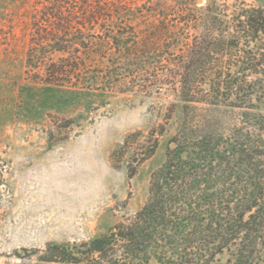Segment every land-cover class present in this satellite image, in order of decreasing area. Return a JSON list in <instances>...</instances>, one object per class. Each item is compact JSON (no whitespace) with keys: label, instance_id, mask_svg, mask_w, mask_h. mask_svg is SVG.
Returning a JSON list of instances; mask_svg holds the SVG:
<instances>
[{"label":"trees","instance_id":"trees-1","mask_svg":"<svg viewBox=\"0 0 264 264\" xmlns=\"http://www.w3.org/2000/svg\"><path fill=\"white\" fill-rule=\"evenodd\" d=\"M36 3L29 80L116 93L148 82L143 66L149 40L137 41L132 26L119 24L125 18L121 5L109 13L107 0ZM219 8L211 1L202 12L190 9L179 17L204 31L190 44L173 40L168 49L174 69L166 77L179 84L182 117L174 148L151 176L145 205L89 242L48 245L40 264H149L150 249L159 264H222L220 258L226 264H264V75L253 67L206 69L203 60L225 59L228 50L235 63L245 64L248 42L242 43L240 32L230 39L219 34L225 25ZM236 20L245 36L249 11ZM235 113L239 122L228 125Z\"/></svg>","mask_w":264,"mask_h":264},{"label":"rangeland","instance_id":"rangeland-1","mask_svg":"<svg viewBox=\"0 0 264 264\" xmlns=\"http://www.w3.org/2000/svg\"><path fill=\"white\" fill-rule=\"evenodd\" d=\"M211 1L225 14L219 34L230 39L240 32L248 44L245 64L235 63L228 50L225 59L203 60L206 69L253 67L264 75V0H107L109 13L115 3L124 9L119 24L150 43L143 66L148 82L116 93L29 80L27 53L39 6L0 0V264H40L48 245L89 242L145 205L151 176L174 148L182 117L179 84L166 77L174 69L168 49L173 40L186 45L202 35L203 26L195 31L179 17L202 12ZM242 10L250 13L246 37L236 20ZM260 103L264 114V96ZM237 113L228 125L239 122ZM155 253L147 252L149 264H159Z\"/></svg>","mask_w":264,"mask_h":264},{"label":"water","instance_id":"water-1","mask_svg":"<svg viewBox=\"0 0 264 264\" xmlns=\"http://www.w3.org/2000/svg\"><path fill=\"white\" fill-rule=\"evenodd\" d=\"M203 2V0H198V3H202Z\"/></svg>","mask_w":264,"mask_h":264}]
</instances>
